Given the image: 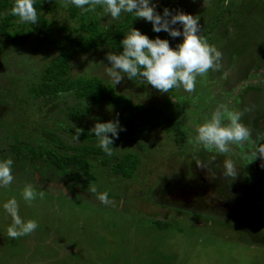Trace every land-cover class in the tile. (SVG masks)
<instances>
[{
	"label": "rangeland",
	"instance_id": "1",
	"mask_svg": "<svg viewBox=\"0 0 264 264\" xmlns=\"http://www.w3.org/2000/svg\"><path fill=\"white\" fill-rule=\"evenodd\" d=\"M211 1L175 0L171 5L173 13L182 11L198 16L199 35L209 45L217 50L225 47L223 52L231 47L234 49H229L232 60L229 59L235 70L222 79L213 80L212 73L215 70H210L205 77H197L192 93L182 87L174 88L169 93H160L143 80H131L126 76L121 83L114 85L106 72L111 66L106 59L108 47L78 52L72 58L69 67L72 76L95 75L104 84L110 83L117 93L130 98L132 103L162 109L165 115L173 117L176 129H146L139 134L138 143L126 139L114 141L113 153L117 157L126 152L138 156L134 174L129 179L123 178L110 172L107 166H101L96 158L90 157L95 180L84 184L85 187L74 183V176L64 175L54 168L47 170L39 162L33 167L36 171L31 169L30 163L26 167L10 155L14 162V179L7 187L0 186V264H264V244L251 240L256 236L260 238L261 234L257 233L251 238L246 232L247 228H243L240 222L237 224L226 218L219 220L214 214L180 206L163 205L155 195L163 181L168 182L172 178L179 180L191 171L186 168L193 165V162L190 163L191 155L198 156L204 151L203 146L195 140V129L206 122L205 119H210V115L215 112L214 107L227 108V101L234 100L239 105L245 98L251 103L256 102L259 93L253 89L258 85L260 88L259 82L264 80V65H261L264 61V40L258 36L257 42L246 39L238 43V30L233 24H230L229 31L233 34L218 35V22L224 24L225 19L236 18L238 14L236 6L220 9L219 5ZM232 2L240 6L241 18H259L261 24L258 30L263 27L264 35V12L257 11H264V0ZM63 3L64 0H47V7L53 9H45L49 20L46 36L43 33L31 35L19 46L7 45L4 49L0 44V118L4 117V128H10L20 138L33 133L31 138L35 146L39 138L46 139L52 131L73 145L77 140L70 132H75L77 128L90 130L97 121L107 122L118 117L120 125L126 129L119 134L128 136L130 129L121 118L127 113L120 114L114 103L100 101L92 104L86 100L79 103L73 95L68 94L59 101L44 104L43 97L33 99L26 94V87L39 79L41 70L57 55L59 44L67 43L68 35L77 36L72 29L77 27L79 21L69 17L68 7H64ZM150 3L155 4L157 11L161 0H150ZM250 4L251 9L248 8ZM89 14L95 16L102 28H107L121 23L126 13H122L119 20L112 21L110 25L103 7L98 6ZM133 17V28L144 34L151 33L150 22L135 18L134 14ZM175 27L182 29L180 24ZM131 28L122 34L123 38ZM43 37H46L44 42H39ZM161 39L168 40L170 47L176 48L183 37L173 38L162 31ZM248 64L253 66L252 71L236 78L239 66ZM249 66H245L246 72L251 68ZM229 79L233 87L229 92L227 88L222 92V80H226L224 87H227ZM18 97L27 98V104H18ZM219 100L223 103L216 104ZM67 106H74L78 114L68 113ZM44 110L47 111L43 115L45 120H41L38 111ZM9 111H13V117L8 116ZM52 118L58 119L69 132L64 128L59 129ZM21 119L26 124L20 133L16 124ZM9 139L1 142L0 148H6ZM44 139L41 142L46 144L48 139ZM4 155L3 160L9 158L7 154ZM208 158L222 159L221 154L216 152H212ZM259 180H253L250 186L253 209L256 210L257 218L259 212L262 215V224L258 223L257 228L264 229V181ZM28 185L36 193V198L31 202L23 198ZM93 187L98 193L109 191L107 194L111 203H101L90 191ZM41 192L44 194L42 198L39 195ZM12 198L18 202V214L22 220H35L38 224L34 232L18 239L7 236V228L13 221L3 205Z\"/></svg>",
	"mask_w": 264,
	"mask_h": 264
},
{
	"label": "trees",
	"instance_id": "2",
	"mask_svg": "<svg viewBox=\"0 0 264 264\" xmlns=\"http://www.w3.org/2000/svg\"><path fill=\"white\" fill-rule=\"evenodd\" d=\"M46 2L47 0H33L34 7L37 10V23L31 24L20 23L18 22V17L6 14L9 12L14 0H0V44L3 45L0 47L5 48L7 45L19 46L28 36L35 34L43 33L46 36V32L49 30V20L46 17L45 9L47 11L53 9L52 7H47ZM174 3L175 0H161L157 12L162 15L164 8L171 10V5ZM235 3L239 16L240 8L238 7L240 6H237V2ZM250 7L251 4L248 8ZM257 11L264 12L261 10ZM68 15L74 21H79L77 27L72 29L77 36L68 35L67 43L59 44L57 55L41 70L39 79L26 87V94L33 99L43 97L44 104L59 101L66 98L68 94L73 95L79 103L84 102V100L92 104H98L100 101L114 103L119 108L120 114L122 112L127 113L124 118L122 116L121 118L122 121L124 119L125 125L130 129L128 136L119 134V138H114V141L126 139L138 143L139 134L146 129L162 127L166 131L175 130L176 124L173 117L165 115L162 109L155 106H142L132 103L130 98L117 93L110 83L104 84L95 75L79 74L72 76L69 72L70 61L78 52L84 53L99 47H108V52L114 54L122 52L123 46L120 43L123 39L122 34L133 26V14L126 13L121 23L107 28H102L95 16L90 15L89 12H83L74 5L68 6ZM146 35L150 39L162 38V31L157 33L152 28L151 33ZM45 39L46 37H43L38 41L42 43ZM18 100V104H27V98L18 97ZM68 109V113L78 114L74 106H67ZM45 112L47 111H38L41 120H45L43 116L46 114ZM12 114L13 111L8 112V116ZM50 119L48 118V120ZM52 120L59 129L65 127L58 119L52 118ZM4 124V117L2 116L0 118V143L5 141L6 138L11 139L7 141L6 148H0V153L4 151V154H7L9 158L14 156L17 161L23 162L26 167L30 163L31 169H34L35 163L39 162L47 170L54 168L64 175L74 176V183H80L83 187H85L84 184H90L95 180V175L92 171L93 165L89 160L90 157L96 158L101 166H107L113 174L127 179L132 177L138 165V156L133 152H126L120 157L115 154L108 155L104 153L98 147V140L94 133L87 129L81 132L79 139H76L77 141L73 145L68 144V142H65L52 131L50 135L45 137L46 139L50 137L48 140L44 139V137H38L39 140L35 146L31 138L33 133L20 138L18 134H14L7 126L5 129ZM25 124L26 122L22 119L16 124V129L19 128L18 132L21 133ZM67 132L69 131L67 130ZM70 134L75 138L74 131L70 132ZM24 138L26 139L24 140ZM41 139L46 140V144L41 142ZM4 154H0V161L5 158ZM29 179H31V176L28 177V181ZM107 193L110 192L107 191Z\"/></svg>",
	"mask_w": 264,
	"mask_h": 264
},
{
	"label": "clouds",
	"instance_id": "3",
	"mask_svg": "<svg viewBox=\"0 0 264 264\" xmlns=\"http://www.w3.org/2000/svg\"><path fill=\"white\" fill-rule=\"evenodd\" d=\"M69 5H74L83 12H93L98 6L103 7L104 14L108 17V25L119 20L122 13H132L135 18L150 22L154 32L165 31L173 38L183 37L182 42L176 48H172L168 40L159 37L150 39L132 27L120 42L123 51L119 54L111 52L106 54V59L111 65L106 72L114 85L121 83L126 76L131 80H143L160 93H169L173 88L181 87L192 93L195 91L197 77H205L210 70L219 68L218 61L222 54L199 35L198 16L182 11L173 13L168 8H164L161 15L150 0H64L63 6ZM6 14L18 17L20 23H37V10L33 0H14ZM177 24H180L182 29L175 27ZM125 130L120 125L118 117L107 122L97 121L90 129L98 140V147L108 155L114 154V138L118 139L120 131ZM82 131L81 128L76 129L74 134L76 139H79ZM195 132L197 143L208 152L221 155L229 153L231 145H242L251 137L249 128L241 122V113L228 109L215 111L210 119L196 127ZM257 154L264 158V146L257 147L249 162L253 161ZM13 163L11 158L0 161V186L7 187L12 183ZM197 167L205 166L197 161ZM222 174L227 178L237 177L238 172L231 160H225ZM90 191L101 203L105 205L111 203L106 192L98 193L94 187ZM39 195L42 198L44 194L41 192ZM23 198L29 202L36 198L31 185L25 187ZM3 208L13 221L7 228V236L10 239L29 235L38 227L35 220L27 222L22 220L15 198L4 203Z\"/></svg>",
	"mask_w": 264,
	"mask_h": 264
},
{
	"label": "flooded vegetation",
	"instance_id": "4",
	"mask_svg": "<svg viewBox=\"0 0 264 264\" xmlns=\"http://www.w3.org/2000/svg\"><path fill=\"white\" fill-rule=\"evenodd\" d=\"M211 3H216L219 5L220 9H230L236 4L231 0H212ZM239 13L241 14V12ZM223 22L224 24L218 22L217 25L220 27L219 29L217 28L218 35L220 36H223L225 33L233 34L229 32L231 30L230 24H233L238 30V34L236 35L238 37V43L246 41V39L254 41L256 40L257 42L258 36L261 37L260 40H264V35H262L263 27L260 31L258 30L259 25L261 24L259 18L257 19L246 16L245 18H241L238 16L236 18H227ZM224 48L225 47L220 48L221 50H219L222 54V57L218 61L219 68L213 73L211 72L213 74L212 80L217 78L222 79L223 77H226L229 72L231 73L232 70H235L234 64L231 63L232 54L229 52L230 50L234 51V49L231 47L229 48L230 50L226 49L225 52H223ZM223 53L227 55L225 56ZM251 54H255V52H251ZM261 65H264V61ZM245 66L247 67L249 64L239 66V72L235 76L236 78H240L243 74H248L252 71L253 66L250 65L251 68L249 66L250 69L247 72L245 70ZM262 73L264 79V66L262 68ZM225 82L226 80H222L223 86H220V88L222 87V92L226 91V88L229 92L233 87L230 85L232 82L229 79L227 87H224ZM259 84L260 88L258 85L256 89H253L255 92L259 93L258 100L253 102L255 103L253 107H251L253 103L249 102L247 98H245V100H241L239 105L237 104L238 101L234 100L230 102L227 101V108H220L217 106L214 107L215 111L228 109L230 111L241 113V122L244 123L250 130V140L243 143L242 145H231L230 152L221 155L222 159H209L208 156H210L212 152H207L205 149L198 156L191 155L190 163L193 162V165L191 167H186L191 170L187 176H184L179 180L172 178L168 179V182L163 181L161 184L162 186L158 189V192L155 193V195L158 199V202L163 203V205L166 204L168 206H180L200 213L214 214L219 220H224V218H226L225 220H231V222H237V224L240 222L243 228H247L246 232L250 237H254L255 234L257 235V233L261 234L260 238L257 236L255 237L256 239L251 237V240L257 243L262 242V244H264V229L257 228L258 223L262 224V220H260V218L262 219V215L259 214V212V217L257 218L256 210L253 209V196L250 186L253 180L260 181L259 179H262L264 181V158H261L259 154H257V157L253 160L254 162H249L257 147L264 146V80L261 79ZM216 87L219 92V87ZM220 99L223 100L225 98ZM217 103L223 102L219 100L216 102V104ZM225 123H227V121H225ZM225 160H231L235 165V169L238 172V175L235 179H232V177L227 178L222 174L223 171H221V169L224 168ZM197 161L202 162L205 167H197ZM256 169L259 170V172ZM255 171L257 173H255ZM253 173L255 177H253ZM208 185L213 186L210 187ZM180 189H184L191 193H196V195L192 199L188 200L170 197V194L176 193ZM201 194L205 195L202 196ZM257 239L260 241H257Z\"/></svg>",
	"mask_w": 264,
	"mask_h": 264
},
{
	"label": "water",
	"instance_id": "5",
	"mask_svg": "<svg viewBox=\"0 0 264 264\" xmlns=\"http://www.w3.org/2000/svg\"><path fill=\"white\" fill-rule=\"evenodd\" d=\"M196 195V193H191V192H188L184 189H180L178 190L176 193H173V194H170V197L172 198H177V199H192L194 196Z\"/></svg>",
	"mask_w": 264,
	"mask_h": 264
}]
</instances>
